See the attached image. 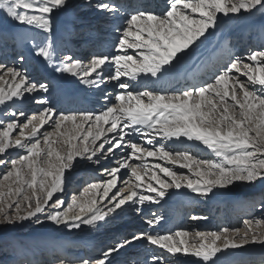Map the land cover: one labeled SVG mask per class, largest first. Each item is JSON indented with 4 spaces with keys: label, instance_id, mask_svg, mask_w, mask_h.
Here are the masks:
<instances>
[{
    "label": "snow or ice",
    "instance_id": "snow-or-ice-1",
    "mask_svg": "<svg viewBox=\"0 0 264 264\" xmlns=\"http://www.w3.org/2000/svg\"><path fill=\"white\" fill-rule=\"evenodd\" d=\"M85 3L100 12L121 11L115 4L103 0L95 4L85 0ZM66 7L67 0H0V9L7 18L45 33L52 31V14ZM258 8L264 9V0H167L162 12L146 6L138 8L128 14L125 26L119 29L112 54L93 56L87 64L68 55L57 61L50 44L34 45L35 55L42 57L48 66H54L57 72L78 77L89 85L117 81V86L126 90L125 94L115 95V104L105 96L107 103L98 114H58L47 96L40 95L49 92L46 82L31 79L26 69L0 63V85L6 86L0 87L4 115H8L9 102H22L26 97L40 105L30 117L23 110L13 112V119L3 121L0 127V166L7 169L0 177V223L13 225L35 218L34 223L41 224L43 220L38 214L52 209L46 219L55 225L79 229L83 224L98 229L101 222L107 224L113 214L118 215L117 210L123 212L127 205L140 211L137 206L145 202L159 203L171 188L185 187L207 197L214 188L264 180V50L253 51L246 57L251 64L237 58L208 82L183 91L170 94L139 89L128 91L131 87L128 81L138 80L141 75L158 81L185 58H190L194 46H198L196 42L215 28L218 14L227 17L242 11L251 13ZM127 49H132L133 53ZM24 60L23 55L19 56L21 64ZM109 68L112 71L106 76ZM233 73L246 80L230 75ZM49 121L54 132L45 130L41 140V129ZM68 122L73 129L67 128ZM17 129L18 135L13 136ZM62 129L71 131V135L57 151L52 145L58 141L51 138L54 134H63ZM129 129L132 135L142 136L149 145L153 144L154 136L169 141L181 137L198 141L217 159L201 160L185 152L173 155L165 145L149 150L130 138L126 131ZM9 149L24 152L13 158ZM121 149L126 151L117 161L118 166L94 169L107 178L87 183L80 196L74 195L61 212L59 209L64 207L65 201L60 197L54 199V193L66 189L76 166L81 162L98 166L101 160L114 158ZM144 157L176 163L179 168L188 169L191 175L179 176L169 167L154 164L144 191H137L144 186L148 169L146 165L129 161H142ZM156 168L169 179H163ZM122 169H129L134 181H122L119 175ZM120 183L127 185L126 194ZM98 190H102V194ZM85 192H95L97 196L78 203ZM261 210L264 211V202H261ZM191 219L204 218L192 216ZM145 223L154 228L159 218L146 217ZM244 224L243 234L240 229L225 228L219 232H196L192 241L185 239L189 236L186 231L168 235L141 231L131 239L124 238L102 249L94 259H82L79 264H112V257L139 240L169 254L182 253L195 258L188 264H215L213 258L229 249L248 244L264 245V218L245 220ZM159 262L160 256L154 255L152 264ZM58 264L67 262L60 260Z\"/></svg>",
    "mask_w": 264,
    "mask_h": 264
},
{
    "label": "bare ground",
    "instance_id": "bare-ground-1",
    "mask_svg": "<svg viewBox=\"0 0 264 264\" xmlns=\"http://www.w3.org/2000/svg\"><path fill=\"white\" fill-rule=\"evenodd\" d=\"M97 2L100 0H92L93 4ZM103 2L113 3L121 11L116 14L100 12L95 7L87 6L85 0H67L66 8L52 14V31L50 33H45L34 26H22L13 22L0 9V34H3L0 35V63L15 66L21 70L26 69L31 79L46 82L49 85V92L40 95L47 96L50 105L58 114L63 113L62 109L68 111L69 114L79 115L85 112L98 114L107 103L104 99L106 91L101 92V85L85 84L78 77L55 71L54 66H48L42 57L35 55L34 45L50 44L58 61L61 56L67 55V52L70 51L68 46L59 44L60 41L62 42V35H66L71 42L70 47L76 48V51L82 53V58L78 60L87 64L93 56L112 54L113 46L120 35L119 29L125 26L124 22L130 12L145 6L149 10L162 12L167 0H103ZM218 15L219 20L215 28L209 29L205 34L206 38L201 37L196 42L198 46H194V52L190 58H185L176 68L162 76L158 81L143 75L138 77V80L128 81L131 85L128 91L139 89L170 94L208 82L237 58L242 62L251 64V61H246V57L249 55L247 53L264 50V9L258 8L251 13L242 11L235 15L229 14L227 17L222 14ZM222 26L225 27L227 36L222 38L223 40L221 39L222 43L218 47L212 48L208 38L211 35H216L219 30L222 31ZM10 39H14V42H10ZM201 41L205 42L206 45L203 46L204 52L198 54L197 48L201 46ZM234 43L237 44L234 45ZM58 47L60 52L63 51L64 53H58ZM127 51L130 54L133 53L132 49H127ZM21 55L25 58L23 64L19 61ZM75 59L77 58L75 57ZM111 71L112 69L109 68L105 75L107 76ZM230 75L240 80H246V77L239 76L238 73ZM121 80H128V77H121ZM106 83L109 88L108 97L111 98V103L115 104V95L125 94L126 90L116 88L117 81L107 80ZM0 87L6 86L0 85ZM99 94L102 95L100 99L97 96ZM30 98L26 97L22 102L17 101L15 104L9 102L11 106L7 116L4 115V106L0 105V127L3 126V121L13 119V112L23 110L26 115H29V112L37 111L40 105L36 104L35 101L33 105H30ZM19 119L23 120L24 118L19 117ZM73 127L71 122H68L67 128L71 130ZM87 127L88 125H85V128ZM52 128H54L52 121H49L41 129L40 138H42L45 130L49 132ZM93 130L95 131L94 125ZM126 131L130 133V138L134 142L149 150L159 145H165L173 155L177 152H185L201 160L217 159L211 150L198 141H188L184 137L179 140L173 138L169 141L161 139L160 136H154L153 144L149 145L145 143L142 136L132 135L130 129ZM62 132V136L54 134L51 138L58 141L52 145L57 151L61 150L64 142L71 135V131L62 129ZM125 151L124 149L117 150L114 158L101 160L98 166L85 164V162L78 164L70 174L71 178L66 189L62 193L59 191L54 193V199L60 197L65 201L64 207L59 210L63 212L71 203V201L68 202V199L65 200L70 189L73 188L74 195L80 196L88 181L101 182L107 178L99 171L91 170L85 174L86 169L116 167L118 166L117 161L124 155ZM8 152L11 157L15 158L24 150L9 149ZM129 163L147 166L148 173L144 176V186L137 188V191L141 192L144 191L149 182L154 164L169 167L179 176L191 175L188 169L179 168L176 163H168L164 160H158L156 157H144L142 161L130 160ZM123 170L119 174L121 180L134 181V178L128 173L124 174ZM154 170L163 179H169L164 177L158 168ZM2 171L3 168H0V173ZM84 174L85 177L82 180ZM40 179L41 177L38 175V182ZM193 179L197 178L193 177ZM239 183L230 185V188H225L224 191L220 188H214L207 197L199 196L185 187L171 188L167 190L165 197L159 203L145 202L144 205L137 206L140 211L133 210L127 205L123 212L117 210L119 214H113L107 224L101 222L102 226L98 229L83 224L79 229L55 225L46 219L47 213L52 209H46L45 213L38 214L43 220L41 224L34 223L35 218L20 221L13 225L0 223V264H20V260L26 254L32 258L30 260L29 257H26V264H58L60 260L66 261L67 264H79L82 259H94L100 255L102 249L124 238L131 239L133 234L141 231L151 232L154 235H168L174 234L176 231H186L189 236L185 239L192 241L196 232H219L225 228L229 230L238 229L245 220L264 218V211L261 208L253 209L254 204L258 201L264 202V188H261L260 183L254 182L251 184L252 188L248 194L231 199V196L228 195L229 191H232L235 185ZM232 186L234 187L232 188ZM247 188H249L248 185ZM121 189L125 194L128 191V187L124 183ZM236 189L238 188L236 187ZM26 191L30 192L27 189ZM98 191L102 194V190ZM115 191L116 188H113L112 192ZM111 194L110 192L109 195ZM94 196H97V193L85 192L78 203H86ZM188 213L191 214L187 215ZM192 216L203 217L204 219L193 220L191 219ZM146 217L159 218V223L154 228H149L145 223ZM126 229L129 231L126 232ZM244 229L245 224H243L241 234H243ZM61 248H64L63 254ZM70 253L73 254L70 255ZM154 255L160 256V262L163 261L166 264H188L195 259L182 253H166L157 246L148 245L144 240L136 241L127 246L111 259L112 264H149L148 260ZM42 256L45 257V261H42ZM213 259L215 264H255L264 260V245L248 244L239 249H229L224 253L217 254V257Z\"/></svg>",
    "mask_w": 264,
    "mask_h": 264
},
{
    "label": "rangeland",
    "instance_id": "rangeland-1",
    "mask_svg": "<svg viewBox=\"0 0 264 264\" xmlns=\"http://www.w3.org/2000/svg\"><path fill=\"white\" fill-rule=\"evenodd\" d=\"M222 28H223V30L222 31H218L217 32V34L216 35H211V36H209V45L210 46H212V48H216V47H218L221 43H222V38H224L225 36H227V32H226V29H224L225 27H223L222 26ZM210 39H212L211 41H210ZM222 39V40H221ZM237 43H234V45H236ZM204 45H206V43L205 42H202V44H201V46H199L197 49H198V54L200 53V52H204V48H203V46ZM86 52V51H85ZM201 53V54H202ZM247 54H250V53H247ZM107 81V80H106ZM106 81H104V82H102V83H100L99 85H101V92L102 91H106V94H105V96H108V90H109V88H108V85H107V83H106ZM116 88H118L119 89V87L118 86H116ZM98 97H99V99L101 98V94H99V95H97ZM104 96V97H105ZM98 102V101H97ZM101 103V102H100ZM100 103H99V105H100ZM34 104V101L32 100V98H30V105H33ZM98 104V103H97ZM92 105H95V104H92ZM65 109H62V112H63V114H69L68 113V111H64ZM95 110V109H94ZM36 111H32V112H29L28 114L29 115H27V116H32L34 113H35ZM49 132H54V128H52V129H50L49 130ZM16 135H18V130H15L14 132H13V136H16ZM60 136V135H59ZM62 136V135H61ZM42 139V138H41ZM0 168H3V171L0 173V177H2V175H3V173L7 170V169H5L4 167H2V166H0ZM94 169L95 168H92V169H86L85 170V174H88V172L89 171H91V170H93L94 171ZM123 173L124 174H126V173H128V174H130V171H129V169H124L123 170ZM85 174L82 176V180H84L83 179V177H85ZM91 180V179H90ZM87 181V180H86ZM89 182H91V181H88V183ZM256 183H260L261 184V188H264V180H257L256 181ZM122 185H123V183H120V188L122 187ZM247 185H248V187L249 188H247ZM85 186V185H84ZM86 187V186H85ZM234 186H232V188H233ZM236 187L238 188V189H236ZM230 188V187H229ZM250 188H252L251 187V184H248V183H244V182H240L239 184H236L235 185V187L233 188V190L232 191H229V196H231L230 198L231 199H236V196H239V197H243L245 194H248L249 193V190H250ZM115 189V188H114ZM236 189V190H235ZM231 190V189H230ZM223 191H224V189H223ZM227 192V191H226ZM76 194V193H75ZM73 195H74V193H73V188L72 189H70V191H68V193H67V195H66V197H65V200H67L68 199V202L69 201H71V199H72V197H73ZM227 195V194H226ZM222 198V197H221ZM223 199V198H222ZM261 202H263V201H258V203H255L254 204V207H253V209L254 210H257V209H259V208H261ZM191 213H188L187 215H190ZM243 224L244 223H241V225H239V227H238V229H242V227H243ZM126 232H128L129 231V229H126L125 230ZM17 247V246H16ZM100 246H98V248H99ZM63 250H64V248L62 249V252H63ZM63 254V253H62ZM61 255V254H60ZM45 256V255H44ZM44 256H42V261H45V257ZM27 260V258L25 259V258H22L21 260H20V264H26L25 263V261ZM148 262H149V264H152V258H150L149 260H148ZM159 264H166V263H163V261L162 262H160ZM255 264H264V260L263 261H260V262H258V263H255Z\"/></svg>",
    "mask_w": 264,
    "mask_h": 264
}]
</instances>
